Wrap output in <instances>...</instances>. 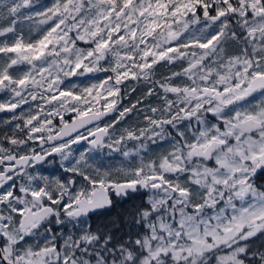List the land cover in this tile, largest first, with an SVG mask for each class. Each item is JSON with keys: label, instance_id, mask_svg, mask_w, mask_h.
<instances>
[{"label": "snow or ice", "instance_id": "snow-or-ice-1", "mask_svg": "<svg viewBox=\"0 0 264 264\" xmlns=\"http://www.w3.org/2000/svg\"><path fill=\"white\" fill-rule=\"evenodd\" d=\"M0 95V264H264V0H0Z\"/></svg>", "mask_w": 264, "mask_h": 264}, {"label": "flooded vegetation", "instance_id": "flooded-vegetation-1", "mask_svg": "<svg viewBox=\"0 0 264 264\" xmlns=\"http://www.w3.org/2000/svg\"><path fill=\"white\" fill-rule=\"evenodd\" d=\"M175 70V69H174ZM161 71H163V69H161ZM137 95H139V92H137ZM0 118H4V114L3 113H0ZM66 119L71 122V114H67L66 115ZM54 122L59 125V118H56L54 120ZM129 147H131V145H129ZM105 161H109V160H105ZM118 160H112V161H109V163H117ZM106 163V162H105ZM54 166L52 165H45V168H48L49 171H51V169L53 168ZM47 174V173H45ZM53 174H56V173H53Z\"/></svg>", "mask_w": 264, "mask_h": 264}, {"label": "rangeland", "instance_id": "rangeland-1", "mask_svg": "<svg viewBox=\"0 0 264 264\" xmlns=\"http://www.w3.org/2000/svg\"><path fill=\"white\" fill-rule=\"evenodd\" d=\"M4 98H6V97H3L2 95H0V99H4ZM104 162L109 163V161H104ZM117 163H118V161H117Z\"/></svg>", "mask_w": 264, "mask_h": 264}]
</instances>
